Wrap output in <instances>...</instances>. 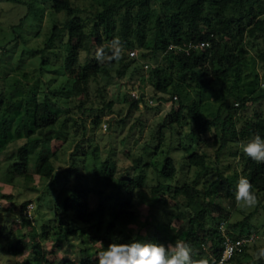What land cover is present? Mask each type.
Masks as SVG:
<instances>
[{
	"label": "trees",
	"instance_id": "obj_1",
	"mask_svg": "<svg viewBox=\"0 0 264 264\" xmlns=\"http://www.w3.org/2000/svg\"><path fill=\"white\" fill-rule=\"evenodd\" d=\"M49 2L50 12H62L67 18L61 26L53 22L48 27L43 47L34 51L40 54L43 66L49 65V54L61 58L60 54L64 52L58 64V73L69 84V96L63 105L59 104V97L54 92L56 89L52 90L46 84L41 90L42 100L26 104L21 122L27 141L19 147L16 160L8 168L9 181L18 178L31 180V154L40 145V151L49 148L50 153L37 154L40 165L35 174L42 179L57 175L52 161V158L57 157L61 140L57 126H63L67 120L60 121L58 112L65 111L68 114L71 110L69 104L77 101V105H74L78 106L83 116L91 118V131L96 130L101 125L100 114L109 112L112 102L104 103L105 99H101L103 108L93 107L88 92L89 84L93 80L97 81L99 76L109 78L117 64L124 66L122 71H118L119 74L125 73L130 66L135 72H139L136 66L141 70L138 77L140 82L136 87L141 91V98L135 100L128 96L124 99L129 102L130 110L138 109L141 102L145 108L158 110L161 107V104L150 107L144 102L142 92L147 85L153 90L152 99L170 105L154 149L156 151L162 146L163 129L177 126V148L186 154L189 168L194 169V180L189 182L186 179L182 185L170 184L177 177V168L170 156V149L166 150L164 156L161 151L163 161L159 168H155L157 182L150 186L152 203L144 210L146 217L143 230L133 233L131 226L138 223L140 215L136 201L142 198L141 190L147 174L138 166L140 158L134 160L138 170L134 175H117L115 163L104 162L101 168L96 167L94 170L93 185L80 187L78 179L70 187L63 186L54 197V210L59 217V224L53 227L52 234L43 227L40 238L47 239L51 235L49 238L54 242L53 249L65 245L60 257L55 249L41 247L39 241L34 240V231L29 232L30 238L24 242V235L10 236L6 228L0 225V235L5 233L8 243L6 252L13 257L27 254L23 261L15 260L12 264H98L99 253L109 243H127L132 239L165 245H169L173 238L186 240L200 255L210 253L217 259L223 249L221 225L226 229V236L233 239L250 233L258 234L248 223L250 215L234 224L229 222L231 211L227 208L234 209V192L241 174L251 181L257 195L264 197V164L249 159L241 149V142L254 134L264 136V115L260 112H254L251 117L236 115L238 110L245 111L248 105L264 101V82H261L264 77L257 71V60L259 58L264 62V52L245 57H238L234 53L239 47L247 46V38L249 41L256 40L258 35L264 33V19L259 17L258 10L263 9L264 0H88L85 9L73 5V0ZM152 2L158 7H152ZM24 4L28 15L43 13V8L33 1ZM23 21L20 20L19 25ZM115 37H119L125 46L119 61L111 59L112 53L109 51L110 42ZM56 40L58 44L55 45ZM204 41L210 42V48H191L187 53L168 47L170 44L188 46ZM100 49L104 52L98 60ZM134 49L136 55L130 56L129 52ZM81 52L90 56L83 64L79 62ZM144 64H147V68L143 67ZM206 64L214 68L208 70ZM34 84L24 89V96L36 98L38 82ZM96 90L103 96V87ZM217 91L221 92V102L215 107L214 115L206 116L200 100L206 94L208 96ZM174 96L177 99L175 101ZM84 100L86 103L90 101L87 107L84 106ZM15 104L17 102L13 99L0 97V139L3 141L0 149L11 141L9 129L11 117L15 114ZM84 117L79 122L74 120L81 128L82 137L88 133ZM184 140L189 143L185 144ZM227 147L233 149V159H241L236 160L230 173H224L217 167ZM79 148L77 145L76 150ZM93 148L94 155L97 148ZM75 151L71 154L70 173L77 172ZM144 167L153 166L147 163ZM210 170L214 172L213 175H209ZM201 176H206L204 189L198 185ZM223 203H228L227 208ZM26 204L23 203L21 209ZM154 210L165 215L170 212L178 221V229L173 230L161 219L153 218L151 212ZM24 221L26 226L31 227L27 218ZM76 234L84 238L78 244L79 262L70 259L73 247L71 237ZM259 240L244 247L226 264H264V260L255 261L254 255L249 253L252 247L258 246ZM13 242L16 243L12 245ZM48 254H52L53 259L50 261Z\"/></svg>",
	"mask_w": 264,
	"mask_h": 264
},
{
	"label": "rangeland",
	"instance_id": "obj_2",
	"mask_svg": "<svg viewBox=\"0 0 264 264\" xmlns=\"http://www.w3.org/2000/svg\"><path fill=\"white\" fill-rule=\"evenodd\" d=\"M20 1L22 2L0 0V97L2 96L5 100L7 98L13 99L17 102L13 108L14 112L12 111L15 114L11 117L12 123L9 129L11 141L3 149H0V225L6 228V233L10 234V236L20 237L24 235V242L29 240V232L34 231L36 233L34 240L39 241L41 247L51 250L54 247L53 240L49 238L51 235H48L47 239L42 240L40 234L43 227L46 228L49 234H52L53 227L59 224V217L55 214L53 203L56 193L65 185L70 187L75 184L78 179L80 187L85 184L93 185L92 177L94 170L96 167L101 168L104 162H114L117 175L121 173L134 175L138 172L134 160L140 158L138 166L142 168V172L147 174V180L141 190L140 197L142 198L136 201L140 207L139 220L136 225L131 226V230L133 233L142 232V226L146 217L144 210L152 203L150 186L157 182L155 168L161 166L166 150L170 149V156L173 158L177 168V177L171 182L168 181L170 184L182 185L187 180L189 182L194 180V169L189 168L186 154L177 148V126H173V129H163L162 146L156 151L154 149L158 143V132L163 118L170 109L169 104L152 99L153 90L148 85L144 87L145 89L142 92L143 100L150 107L161 104L158 110L145 108L144 103H140L138 109L130 110L129 102L124 101L126 97L131 95V92H141L136 88L140 82L138 77L141 74L138 66L136 68L139 69V72L138 70L135 72L133 67L130 66L125 73L119 74L118 71H122L124 66L117 64L111 70L109 78L99 76L97 81L93 80L89 84L88 92L90 99L93 101L91 102L93 107L98 106L99 108H103L104 104L101 102V99H105L104 103L110 100L112 102L109 112L105 111L100 114L101 125L96 130L91 131V118L83 116L78 106H75L77 105V101L69 104L71 110L68 114H65V111L58 112L60 121L65 122L64 120H67L63 126H57L61 140L60 146L57 149V157L55 159L52 158L57 175L50 179H42L35 174L36 169L40 165V160L36 158L37 154L42 152L49 155L50 153L49 148H45L46 151H40L42 148V145H40L31 154L29 166L32 176L31 180L25 181L23 178H18L9 181L8 168L16 160V153L19 147L27 141L24 133V124L21 122V115L25 111L26 104L41 101L43 97L41 90L45 88L46 84L52 90L56 89L54 92L59 97V104L63 105L69 96L67 89L69 84L64 81L65 77L58 73L60 69L58 64L61 63L64 52L62 51V54H60L61 58L49 54L51 58L49 59L50 63L47 66H43L40 54L34 51L43 47L44 40L48 34V27L53 22L61 26L65 18H67L66 15L62 12L60 14H55L53 11L50 12V0ZM31 1L43 8L42 14H36V16L32 13V15H28L27 6L24 2ZM73 5L85 9L88 6V0H73ZM152 7L158 6L155 2H152ZM258 10H260L259 17L264 19V5L263 9L258 8ZM22 19L24 21L22 25H19ZM18 35H21V37L18 38ZM57 41H55V45L58 44ZM246 41L247 46L239 47L235 50L236 56H256L257 53L264 52V33L258 35L256 40L249 41V38H247ZM87 56L84 52L80 53V64L89 59L90 56ZM206 67L208 70L214 68L209 67L207 64ZM257 71L263 78L264 62L259 58L257 60ZM35 81L38 82V88H36L38 94L35 99H30L24 96V89L35 86ZM261 82H264V79ZM98 87L104 88L103 96L96 90ZM61 88L63 90L59 91ZM205 96L200 100L202 111L204 115L211 117L215 114V107L221 102V92H212L209 93V97L207 94ZM51 98L53 99L54 96L51 95ZM149 100H152V104L148 103ZM83 102L85 107L90 103V101L86 103L85 100ZM5 106H7V103ZM254 112H260L264 115V101L248 105L245 111L238 110L236 115L245 114L251 117ZM82 117L85 118L88 128V133L83 137L80 135L82 133L81 128L74 123L75 119L79 122ZM183 142L185 144L189 143L187 140ZM2 143L3 141L0 139V144ZM77 145L80 147L78 151L76 150ZM94 146L97 149L93 155ZM74 151L77 172L70 173L68 168L71 163V154ZM161 151L163 152V156L160 155ZM232 151L231 147H227L217 163L218 169L223 170L224 173L232 172L236 160H241L240 158L233 159L231 156ZM147 163L152 164L153 167L145 168L144 165ZM213 174L214 172L210 170L209 175ZM205 177L201 176L199 178L198 185L201 189H204L203 183L206 180ZM210 179L212 180L211 177ZM209 199L210 197L207 196V200ZM25 202H27L26 207L21 209V205ZM216 202L219 204V201L216 200ZM223 206L227 208L228 203H223ZM231 208H227V210L231 211L229 222L232 224L242 220L246 215H250L248 223L252 226L253 230L257 231L261 239L257 243L258 246L256 248L252 247L249 252L250 255H254L255 249L257 250L259 247L264 246V197L260 196V203L253 209L241 210L237 204H235L233 210ZM151 213L153 218L155 217L157 220L161 219L160 221L168 227L170 226L173 230L178 229V221L173 218L170 212L167 215L159 210H154ZM26 218L29 220L31 227L26 226L24 221ZM55 218L56 221H54ZM4 234L0 235V264H12L15 260L23 261L27 255L26 253L25 256L13 257L6 252L8 243ZM83 239L79 234L71 237L73 247L70 259L74 260V262H79L78 244H81ZM177 241L178 239L173 238L169 244H174ZM15 243L13 242L12 245ZM58 248L54 249L59 252L57 256L60 257V253L65 249V245ZM48 259L49 261L53 259L52 254H48Z\"/></svg>",
	"mask_w": 264,
	"mask_h": 264
},
{
	"label": "clouds",
	"instance_id": "obj_3",
	"mask_svg": "<svg viewBox=\"0 0 264 264\" xmlns=\"http://www.w3.org/2000/svg\"><path fill=\"white\" fill-rule=\"evenodd\" d=\"M110 45L111 59L119 61L125 52L123 41L115 37ZM103 52V49L98 51V60L102 58ZM241 149L249 159L257 164H264V136L254 134L250 139L241 142ZM234 197L241 210L253 209L260 203L253 184L243 174L236 184ZM235 250L234 246L229 247V255ZM254 260H264V246L255 251ZM98 264H217V261L210 253L200 255L186 240L165 245L155 241L132 239L127 243H109L99 253Z\"/></svg>",
	"mask_w": 264,
	"mask_h": 264
},
{
	"label": "built area",
	"instance_id": "obj_4",
	"mask_svg": "<svg viewBox=\"0 0 264 264\" xmlns=\"http://www.w3.org/2000/svg\"><path fill=\"white\" fill-rule=\"evenodd\" d=\"M210 42L209 41H204L201 43H197V44H189L188 46H179L176 44H170L168 47L169 49L173 48V49H177L178 51H185V52H189V50L191 48H198V47H204V48H210ZM130 56H135V51L132 50L129 52ZM144 68H147V64H144L143 66ZM131 98L138 100L140 99V93H136V92H131L130 95ZM144 98V97H143ZM177 100L176 96L173 97V101ZM149 104H152V100L148 101ZM106 127V126H105ZM225 228L223 227V225H221V231H222V235L224 237L223 240V249L221 252V255L219 256V258L216 259L217 264H226L234 255L239 254L243 251L244 247H249L251 246L253 243H255L257 241L258 238H260V236L256 233H250L249 235L243 236V237H239L238 239H233L231 237L226 236L225 234ZM235 247V251L229 255L228 253V248L229 247Z\"/></svg>",
	"mask_w": 264,
	"mask_h": 264
}]
</instances>
